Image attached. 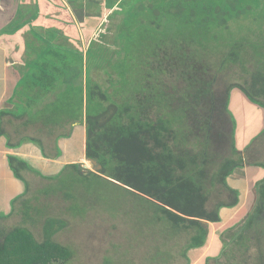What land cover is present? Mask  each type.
<instances>
[{
	"label": "trees",
	"instance_id": "obj_1",
	"mask_svg": "<svg viewBox=\"0 0 264 264\" xmlns=\"http://www.w3.org/2000/svg\"><path fill=\"white\" fill-rule=\"evenodd\" d=\"M66 1L80 24L87 50L85 55L73 49L56 50V72L61 71L69 83L67 98L56 99L63 104L59 111L69 103L81 107L86 99L85 114L75 122L85 123L84 156L96 161L97 170L84 171L77 162L65 166L70 165L87 186L112 183L144 199L146 208L154 205L149 210L161 232L169 237L171 232L191 229L194 234L185 249L202 247L208 238L200 220L220 224L224 211L228 219L230 208L243 202L228 176L252 161L249 156L253 159L254 147L247 153L246 149L238 151L228 106L231 90L236 89L264 110V39L255 37L254 29L244 37L241 30H232L231 23H238L242 12L264 0ZM100 72L106 76L107 87L93 76ZM245 74L249 80L239 81ZM115 82L129 87L117 90V100L116 93L108 91ZM42 88L50 87L42 84ZM254 161L264 166L261 158ZM8 162L16 168L14 176L24 183V193L29 192V182L22 175L30 171L28 164L10 155ZM253 188L256 198L246 202L251 209L226 235L238 244L223 252L228 258L237 252L244 259L249 255V241L262 242L264 180L256 181ZM223 189L228 192L226 200L219 198L209 209L210 196H218ZM63 197L71 199L67 193ZM25 198L18 201L24 218L31 210ZM65 222L49 215L42 223L46 242L26 239L18 246H49L46 249L55 255L54 261L64 257L61 264H67L71 250L49 238ZM14 230L15 240L20 235L17 231H23L6 229L0 253ZM262 247L257 252L261 258ZM166 257L157 264L166 262ZM227 264L242 263L231 259Z\"/></svg>",
	"mask_w": 264,
	"mask_h": 264
},
{
	"label": "rangeland",
	"instance_id": "obj_2",
	"mask_svg": "<svg viewBox=\"0 0 264 264\" xmlns=\"http://www.w3.org/2000/svg\"><path fill=\"white\" fill-rule=\"evenodd\" d=\"M231 24L232 30L235 32H240L241 30L244 37H248L249 31L254 29L253 32H256L255 37L261 40L264 39V4L260 3L251 6L247 12H242L239 15L238 23ZM255 41H258V39ZM251 65L250 63L247 65L250 70L252 69ZM93 76L101 78L98 79L99 81L101 80L102 84L104 83V87L109 84L106 81V76L103 75L102 77L101 72L98 74L93 73ZM242 78L249 80L247 74L238 78V80L240 81ZM126 86L125 83L119 84L115 82L111 85V90L108 89V91L116 93L118 92L117 90ZM56 87L65 89L64 96L68 95L66 91L68 90V85L64 87L61 84ZM128 88L126 87L124 90L127 91ZM114 95L116 97H113L117 100L119 98L118 94ZM74 98H76V95ZM26 99L30 102L34 101V105L37 107H39L37 102L42 100V98ZM62 105H59L56 98H44L42 114L46 112L45 114H48L51 120L43 123L50 125L62 118H68L70 124L73 125L76 120L78 121L82 118L87 107L85 98L81 107L78 108L74 103H69L63 111H59V109H63ZM255 105L257 107L254 108ZM228 107L234 120V135L238 151L246 147V150L244 149L246 153L250 152L248 150L251 149V145L258 143V146L261 147L262 155L252 152L251 156L253 159L250 156L249 158L253 162H248L249 166L256 165V167L264 169L262 164L260 165L254 161L256 157L264 160V112L263 122L259 112V109H263V107L258 105L255 100L247 99L236 89L231 90ZM253 110L256 113L253 114ZM28 112H31V110ZM77 127L75 128L76 130ZM83 128L82 123L80 124V133L82 135ZM239 138L241 141L238 145ZM71 139L73 143V137ZM57 155L59 158H63L61 153ZM77 160L84 171L96 172L97 168L86 160L84 156ZM27 164L28 169L33 172L32 176H29L26 172L24 174L29 179V192L24 193L25 189H21L20 193L15 195L17 198L15 203L13 202V197L8 199L10 206L7 204L6 210L10 208L9 210H12L13 213L11 212L12 215H7L9 218L1 220L5 224L3 225L5 230H0V234L5 233L6 229L13 228H20L23 231H17L20 233L17 240L14 238L16 236L15 230L11 233H14L13 238L10 241L8 240L9 238L5 240L4 251L0 253V264H30L32 259L38 260V264H61V260H64V257L54 261L55 255H52L49 248L46 249L49 246L44 245V247H38L39 249L35 245L18 246L21 245L20 242L26 239L41 244L45 243L47 239L42 231V223L49 215L60 216L66 221L65 226L49 238L52 243H60L71 250L72 255H69L71 258L67 264H157L160 259L163 258L165 260L168 254L166 262L161 261L159 264L164 262V264H227L231 259H236L237 262L241 261L242 264H264V257H259L257 253L259 245H262L261 249H264V233H262V242L249 241V255L244 259H241V255L238 256L237 252V256L231 258H228V255L223 253L226 249L238 248V244L230 241L231 239L226 235L229 232L231 234L233 232L232 229H236L238 222H243L245 215L243 209L229 221L221 222L220 227L208 220L202 222L207 229L208 239H206V243L199 248L187 247L185 249L187 242L190 243L189 237L194 234V231L188 229L171 232L170 234L172 235L168 237L164 231L161 232V227H158V224L154 222L152 217L154 214L149 210L150 208L153 209L152 206L154 205L146 208L144 199L135 198L120 188L117 189L112 183L106 186H98L91 183V186H87L81 182L79 176L70 165L58 166L59 168L56 167L45 171L30 165V163ZM9 170L13 174L14 172L16 173V168L12 167ZM259 178L264 180V173ZM64 193L70 194L71 199L64 198ZM24 196L31 209L29 210V217L27 216L26 218H24L21 211L22 205L20 203L16 204V201L23 200ZM210 197L209 209L212 208L213 203L219 198L226 200L228 192L223 189L218 196L212 194ZM61 198H63V202ZM236 209L238 208L236 207L233 210ZM24 230L29 231L30 234H27ZM222 239L224 241H221ZM226 241H229L227 245ZM223 247L224 249H222ZM184 251L185 254H183ZM66 253L67 251L63 252L62 255ZM50 257L53 259L48 261Z\"/></svg>",
	"mask_w": 264,
	"mask_h": 264
},
{
	"label": "crops",
	"instance_id": "obj_3",
	"mask_svg": "<svg viewBox=\"0 0 264 264\" xmlns=\"http://www.w3.org/2000/svg\"><path fill=\"white\" fill-rule=\"evenodd\" d=\"M86 44L80 24L66 0H0V230H5L1 220L13 213L10 208L6 210L7 204L10 206L8 199L13 197L15 203V195L24 189V183L9 170V154L45 171L71 162L80 163L77 159L84 156L85 123L83 135L80 133L82 123L71 125L68 118L45 124L43 122H49L51 117L46 112L42 114V103L44 98H67L65 89L56 87L69 84L61 71L56 72V50L73 49L85 55ZM42 84L50 88L43 90ZM26 98L42 100L37 102V107L34 101ZM259 112L263 122V109L260 108ZM252 113H256L255 110ZM240 141L239 138L238 145ZM258 145L255 143L249 150L254 147L253 152L262 155ZM59 153L63 158H59ZM25 172L29 176L33 172L22 171L29 182ZM263 173V168L249 166L248 162L228 176L229 185L239 192L243 202L236 206V210L230 208L228 219L224 211L225 220L222 222L229 221L242 209L243 213H248L251 206L246 202L256 198L253 186ZM0 240H4L3 234H0Z\"/></svg>",
	"mask_w": 264,
	"mask_h": 264
},
{
	"label": "water",
	"instance_id": "obj_4",
	"mask_svg": "<svg viewBox=\"0 0 264 264\" xmlns=\"http://www.w3.org/2000/svg\"><path fill=\"white\" fill-rule=\"evenodd\" d=\"M90 163L92 164V165H95L96 164V161L95 160H92V161H90ZM82 165V164H81ZM84 165V164H83ZM85 166V165H84ZM99 167H101L100 165H98V168ZM201 222H205V220L204 219H202V220H200Z\"/></svg>",
	"mask_w": 264,
	"mask_h": 264
},
{
	"label": "clouds",
	"instance_id": "obj_5",
	"mask_svg": "<svg viewBox=\"0 0 264 264\" xmlns=\"http://www.w3.org/2000/svg\"><path fill=\"white\" fill-rule=\"evenodd\" d=\"M80 164V163H79Z\"/></svg>",
	"mask_w": 264,
	"mask_h": 264
}]
</instances>
